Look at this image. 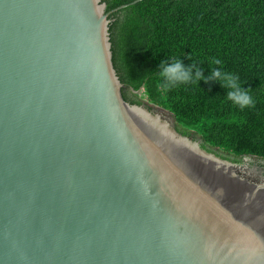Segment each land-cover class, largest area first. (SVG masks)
Masks as SVG:
<instances>
[{
	"label": "water",
	"instance_id": "obj_1",
	"mask_svg": "<svg viewBox=\"0 0 264 264\" xmlns=\"http://www.w3.org/2000/svg\"><path fill=\"white\" fill-rule=\"evenodd\" d=\"M104 0H0V264H264V160L124 97Z\"/></svg>",
	"mask_w": 264,
	"mask_h": 264
},
{
	"label": "trees",
	"instance_id": "obj_2",
	"mask_svg": "<svg viewBox=\"0 0 264 264\" xmlns=\"http://www.w3.org/2000/svg\"><path fill=\"white\" fill-rule=\"evenodd\" d=\"M135 0H104L111 11ZM110 24L113 62L122 83L139 97L172 112L184 134L200 135L205 144L235 156L264 160V0H142ZM180 59L239 77L254 107L243 111L226 99L214 80L193 82L164 92L157 73L162 61ZM221 61L220 65L211 62Z\"/></svg>",
	"mask_w": 264,
	"mask_h": 264
},
{
	"label": "clouds",
	"instance_id": "obj_3",
	"mask_svg": "<svg viewBox=\"0 0 264 264\" xmlns=\"http://www.w3.org/2000/svg\"><path fill=\"white\" fill-rule=\"evenodd\" d=\"M211 63L220 65L221 61L214 59ZM157 75L161 81L160 87L164 92L170 91L173 87L179 85H188L193 82L198 85L201 80L205 82L214 80L227 90L226 99L238 106L241 111L255 106L253 97L248 89L242 87L239 77L231 73L222 72L220 68L210 67V75L205 77L199 67L194 69L192 65L185 66L180 59H174L171 63L162 61Z\"/></svg>",
	"mask_w": 264,
	"mask_h": 264
},
{
	"label": "flooded vegetation",
	"instance_id": "obj_4",
	"mask_svg": "<svg viewBox=\"0 0 264 264\" xmlns=\"http://www.w3.org/2000/svg\"><path fill=\"white\" fill-rule=\"evenodd\" d=\"M128 92H130V89H125V90H124V93H126L125 95H128V94H127ZM127 101H129V100H127Z\"/></svg>",
	"mask_w": 264,
	"mask_h": 264
},
{
	"label": "rangeland",
	"instance_id": "obj_5",
	"mask_svg": "<svg viewBox=\"0 0 264 264\" xmlns=\"http://www.w3.org/2000/svg\"><path fill=\"white\" fill-rule=\"evenodd\" d=\"M141 99V97H139V100ZM260 159V158H259Z\"/></svg>",
	"mask_w": 264,
	"mask_h": 264
}]
</instances>
